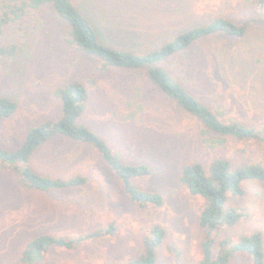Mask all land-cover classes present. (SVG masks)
<instances>
[{
  "label": "rangeland",
  "instance_id": "obj_1",
  "mask_svg": "<svg viewBox=\"0 0 264 264\" xmlns=\"http://www.w3.org/2000/svg\"><path fill=\"white\" fill-rule=\"evenodd\" d=\"M95 26L100 40L118 49L145 52L218 17L248 22L243 38L199 40L162 63L201 102L226 122L253 127L264 122V6L257 0H71ZM6 18L0 46V97L17 102L0 122V146L22 145L30 128L60 117L55 90L78 80L89 92L79 122L94 130L128 163H147L151 174L133 183L163 196L162 205L140 206L99 153L87 144L56 136L36 149L30 164L40 174L87 177L84 186L41 192L24 185L22 164L0 165V264L16 262L26 243L41 234L77 237L114 225V232L72 248L53 247L40 264H120L144 253L154 225L166 231L156 264H197L204 231L199 224L206 200L181 181L183 167L217 158L264 166V144L222 136L180 109L148 80L146 69H103L101 61L69 42L70 26L48 3L24 8L22 0H0ZM245 193L228 204L248 216L219 236H264V182L248 180ZM180 253L174 256L168 244ZM229 264H253L244 254Z\"/></svg>",
  "mask_w": 264,
  "mask_h": 264
},
{
  "label": "trees",
  "instance_id": "obj_2",
  "mask_svg": "<svg viewBox=\"0 0 264 264\" xmlns=\"http://www.w3.org/2000/svg\"><path fill=\"white\" fill-rule=\"evenodd\" d=\"M22 3L24 8L31 10L39 9L48 3L52 4L58 16L70 26L71 44L98 58L103 69H146L148 80L174 99L180 109L202 123L208 131L225 137L260 141L264 144V122L259 127H253L237 120L224 121L208 105L190 93L162 65L164 61L188 49L199 40L210 37L243 38L248 22L237 24L231 19L218 17L208 24L197 25L179 33L160 48L139 53L103 43L95 26L71 0H22ZM256 4L262 7L264 0H257ZM6 22V18H0V36ZM14 52V45L0 46V54L12 55ZM54 93L61 101L60 117L30 128L24 142L18 148L7 149L0 146V165L22 164L24 185L33 190L50 192L82 187L87 182V177L82 174L68 178L52 177L38 173L30 164L33 152L42 144L56 136H65L93 147L122 181L125 192L132 201L140 206L162 205L161 194L147 191L133 183L134 178L151 174L150 165L125 162L94 130L79 122L88 102L89 92L86 85L73 80L57 88ZM17 105L12 98L0 97V122L11 116ZM248 180L264 182V166L246 161L240 165H233L229 159L217 158L207 167L201 162L183 167L182 183L190 193L206 200L199 215V224L205 235L201 244L202 257L197 264H229L238 254L250 257L253 264H264L262 232L254 231L238 239L231 236L219 237L223 231L248 216L241 208L228 204L229 195L241 196L245 193L243 183ZM114 229V225L110 224L107 228L70 238L53 234L38 235L26 243L19 259L12 264H40L53 247L72 248L83 241L114 232ZM165 239L164 228L154 225L144 239V253L120 264H156L158 250ZM168 248L174 256L179 255L180 251L174 242H170Z\"/></svg>",
  "mask_w": 264,
  "mask_h": 264
}]
</instances>
